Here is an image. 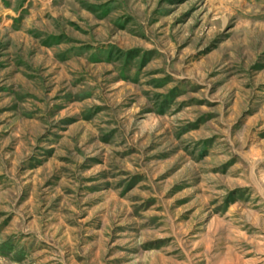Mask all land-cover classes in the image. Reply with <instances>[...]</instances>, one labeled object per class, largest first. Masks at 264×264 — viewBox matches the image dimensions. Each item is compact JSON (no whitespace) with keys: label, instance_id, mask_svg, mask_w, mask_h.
Masks as SVG:
<instances>
[{"label":"rangeland","instance_id":"374dc122","mask_svg":"<svg viewBox=\"0 0 264 264\" xmlns=\"http://www.w3.org/2000/svg\"><path fill=\"white\" fill-rule=\"evenodd\" d=\"M0 264H264V0H0Z\"/></svg>","mask_w":264,"mask_h":264}]
</instances>
